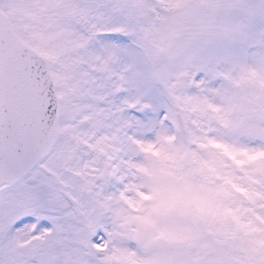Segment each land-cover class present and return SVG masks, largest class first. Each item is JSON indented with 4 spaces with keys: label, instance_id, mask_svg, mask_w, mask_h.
<instances>
[{
    "label": "snow or ice",
    "instance_id": "6c2138e0",
    "mask_svg": "<svg viewBox=\"0 0 264 264\" xmlns=\"http://www.w3.org/2000/svg\"><path fill=\"white\" fill-rule=\"evenodd\" d=\"M0 264H264V0H0Z\"/></svg>",
    "mask_w": 264,
    "mask_h": 264
}]
</instances>
